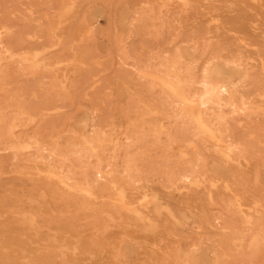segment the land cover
<instances>
[{
  "label": "rangeland",
  "instance_id": "rangeland-1",
  "mask_svg": "<svg viewBox=\"0 0 264 264\" xmlns=\"http://www.w3.org/2000/svg\"><path fill=\"white\" fill-rule=\"evenodd\" d=\"M201 250L264 264V0H0V264Z\"/></svg>",
  "mask_w": 264,
  "mask_h": 264
},
{
  "label": "crops",
  "instance_id": "crops-1",
  "mask_svg": "<svg viewBox=\"0 0 264 264\" xmlns=\"http://www.w3.org/2000/svg\"><path fill=\"white\" fill-rule=\"evenodd\" d=\"M193 259H195V262L192 263ZM189 264H211L209 253L201 250L200 252L193 254L190 257Z\"/></svg>",
  "mask_w": 264,
  "mask_h": 264
},
{
  "label": "bare ground",
  "instance_id": "bare-ground-1",
  "mask_svg": "<svg viewBox=\"0 0 264 264\" xmlns=\"http://www.w3.org/2000/svg\"><path fill=\"white\" fill-rule=\"evenodd\" d=\"M239 26H240V25H239ZM162 75H163V74H162ZM185 80H186V79H185ZM191 80H192V79H191ZM193 81H194V80H193ZM193 81H191V82H193ZM203 83L205 84V82H203ZM204 84H203V86H205V87H208V86L210 85V84H209L208 86H206L207 84H205V85H204ZM221 86H222V85H221ZM224 86H225V85H224ZM203 88H204V87H203ZM221 88H222V87H221ZM200 95H201V94H200ZM200 98H201V97H200ZM206 100H207V99H206ZM210 101H211V100H210ZM204 102H205V101H204ZM208 102H209V101H208ZM210 103H211V102H210ZM216 104H217V103H216ZM38 147H39V146H38Z\"/></svg>",
  "mask_w": 264,
  "mask_h": 264
}]
</instances>
